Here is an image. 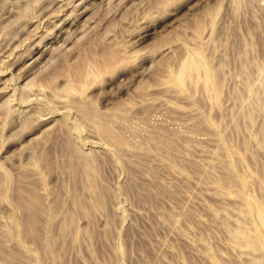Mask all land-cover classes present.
Returning <instances> with one entry per match:
<instances>
[{"label":"rangeland","instance_id":"rangeland-1","mask_svg":"<svg viewBox=\"0 0 264 264\" xmlns=\"http://www.w3.org/2000/svg\"><path fill=\"white\" fill-rule=\"evenodd\" d=\"M0 264H264V0H0Z\"/></svg>","mask_w":264,"mask_h":264},{"label":"bare ground","instance_id":"bare-ground-1","mask_svg":"<svg viewBox=\"0 0 264 264\" xmlns=\"http://www.w3.org/2000/svg\"><path fill=\"white\" fill-rule=\"evenodd\" d=\"M194 63L199 65V66H203V67H206L205 66V62L200 58V57H197L195 60H194ZM207 78L210 79V75L208 74L207 72ZM262 220V219H261Z\"/></svg>","mask_w":264,"mask_h":264}]
</instances>
